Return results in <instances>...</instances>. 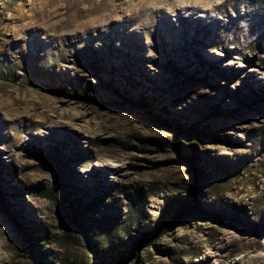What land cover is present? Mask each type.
<instances>
[{
	"label": "rangeland",
	"instance_id": "374dc122",
	"mask_svg": "<svg viewBox=\"0 0 264 264\" xmlns=\"http://www.w3.org/2000/svg\"><path fill=\"white\" fill-rule=\"evenodd\" d=\"M196 2L0 0V264H264V0Z\"/></svg>",
	"mask_w": 264,
	"mask_h": 264
},
{
	"label": "bare ground",
	"instance_id": "6f19581e",
	"mask_svg": "<svg viewBox=\"0 0 264 264\" xmlns=\"http://www.w3.org/2000/svg\"><path fill=\"white\" fill-rule=\"evenodd\" d=\"M196 3H197L196 0L192 1L191 3L188 2V4H185L183 6L174 7L173 11L170 12V14L173 16V18L176 22L174 24V26L177 27V29L179 30L178 36L183 35L187 40H189L190 45L191 44L192 45L197 44L196 40H198V37L203 38V40L207 38L208 31H209L206 28V22L207 21L200 22L199 17L200 18L201 17L206 18L209 11H214V7L202 8L200 10H201V12H203V15H199L197 13L198 8L196 6ZM209 6H210V4H209ZM150 7H151L150 12L149 11L147 12L146 7H145L146 9L141 8L140 10L130 11L131 13L126 16V20H124V21L126 23H132V24L141 22V24H143V27H146V28L155 27V25L158 24L159 21L161 20V18H162L161 16L163 15L164 12H162V8L154 9L152 6H150ZM183 11L187 12V15H186L187 17H191V23L189 25L186 24V18L184 17V15H182ZM215 20H216V18L213 21H215ZM184 26H185V28H184ZM156 30H157V32L159 31L158 29H156ZM172 40L174 42V38ZM204 41H206V40H204ZM175 42H176V40H175ZM175 42L172 44L171 48H172L173 53L177 57L176 60H178V62L180 63L179 60L181 59L183 51L186 48V44L181 45L178 42L177 43H175ZM213 44H215V43H213ZM205 60L208 61L207 59H205Z\"/></svg>",
	"mask_w": 264,
	"mask_h": 264
},
{
	"label": "trees",
	"instance_id": "16d2710c",
	"mask_svg": "<svg viewBox=\"0 0 264 264\" xmlns=\"http://www.w3.org/2000/svg\"><path fill=\"white\" fill-rule=\"evenodd\" d=\"M165 212H166L165 209L162 210V214H164ZM186 214H187V210H180L174 218H182ZM73 219H75L74 216H73ZM168 228L169 227L167 226V223L164 220H161L157 230L155 231V234H153L150 238H148L147 235L141 236L139 239V244L142 247L150 245V243H152L151 241L156 240L160 235L165 233L166 229H168ZM129 260L130 259H129L128 255L127 256H126V254L120 255L119 258L116 260L115 264H126Z\"/></svg>",
	"mask_w": 264,
	"mask_h": 264
},
{
	"label": "clouds",
	"instance_id": "9594fccd",
	"mask_svg": "<svg viewBox=\"0 0 264 264\" xmlns=\"http://www.w3.org/2000/svg\"><path fill=\"white\" fill-rule=\"evenodd\" d=\"M186 2H188V0H173V3L176 6H183ZM216 2L219 3L220 0H216ZM152 7L154 9L164 8V10L167 12L173 11V7L170 4H165V3L153 4ZM117 19H119V17H117Z\"/></svg>",
	"mask_w": 264,
	"mask_h": 264
}]
</instances>
